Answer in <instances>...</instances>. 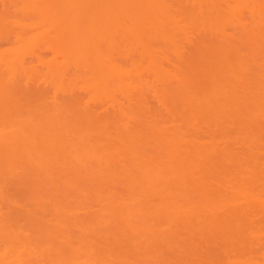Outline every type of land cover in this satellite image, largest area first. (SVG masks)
Segmentation results:
<instances>
[{"label": "rangeland", "instance_id": "1", "mask_svg": "<svg viewBox=\"0 0 264 264\" xmlns=\"http://www.w3.org/2000/svg\"><path fill=\"white\" fill-rule=\"evenodd\" d=\"M67 1L0 0V259L264 264V0L163 1L155 62L91 40L122 80Z\"/></svg>", "mask_w": 264, "mask_h": 264}, {"label": "bare ground", "instance_id": "2", "mask_svg": "<svg viewBox=\"0 0 264 264\" xmlns=\"http://www.w3.org/2000/svg\"><path fill=\"white\" fill-rule=\"evenodd\" d=\"M163 1L165 0H68L67 2H69L70 6L67 3L68 8L66 5L65 18H63L72 26H76L77 29L76 35L78 41L75 43V47L73 46V49L81 58H84L88 53H92L94 55L92 58L95 66L99 67L102 74L112 73L121 79V76L124 75H122L123 73L121 74L120 66L111 57L112 53L101 51L95 42L111 34L118 33L119 35L120 32V36L122 34L124 36L131 35L138 44L140 43L138 50H140L141 55L146 58H148L147 56L150 57L154 50H150V55L146 51L152 48L151 42L159 38L156 37L158 34H164L171 24L176 23H171V13L169 14L168 10L164 9V7H160ZM61 16L63 15L61 14ZM174 17L173 21H175ZM171 27L173 28V26ZM154 30L156 35L154 34ZM94 39L95 42L91 41ZM151 57L149 61H158V59H153V55ZM155 58L157 57L155 56ZM122 79L125 78L122 77ZM20 259L19 262H21ZM14 261L15 259L11 264ZM3 262L4 264L7 263L3 259H0V264H3Z\"/></svg>", "mask_w": 264, "mask_h": 264}]
</instances>
